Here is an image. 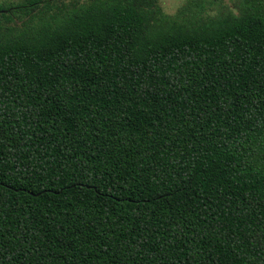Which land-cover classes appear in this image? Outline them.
Instances as JSON below:
<instances>
[{
    "label": "trees",
    "instance_id": "trees-1",
    "mask_svg": "<svg viewBox=\"0 0 264 264\" xmlns=\"http://www.w3.org/2000/svg\"><path fill=\"white\" fill-rule=\"evenodd\" d=\"M0 264H264V0H0Z\"/></svg>",
    "mask_w": 264,
    "mask_h": 264
},
{
    "label": "rangeland",
    "instance_id": "rangeland-1",
    "mask_svg": "<svg viewBox=\"0 0 264 264\" xmlns=\"http://www.w3.org/2000/svg\"><path fill=\"white\" fill-rule=\"evenodd\" d=\"M2 1L7 2V1H17V0H2ZM185 1L186 0H160V4L166 13L173 15L185 3ZM224 1L228 2V0H224Z\"/></svg>",
    "mask_w": 264,
    "mask_h": 264
}]
</instances>
